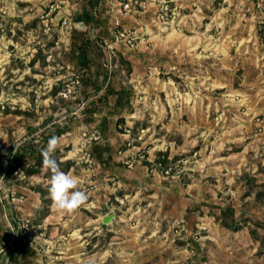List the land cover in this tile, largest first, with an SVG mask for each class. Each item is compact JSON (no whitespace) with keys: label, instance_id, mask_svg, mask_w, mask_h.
Returning <instances> with one entry per match:
<instances>
[{"label":"rangeland","instance_id":"374dc122","mask_svg":"<svg viewBox=\"0 0 264 264\" xmlns=\"http://www.w3.org/2000/svg\"><path fill=\"white\" fill-rule=\"evenodd\" d=\"M139 1L126 13L103 0L91 25L114 87L132 91L108 140L80 114L81 3L0 0V155L66 127L53 156L88 195L63 213L44 167L0 178V264H264V0ZM104 141L121 168L93 160ZM219 204L235 211L229 227ZM18 236L34 254L8 261Z\"/></svg>","mask_w":264,"mask_h":264},{"label":"trees","instance_id":"16d2710c","mask_svg":"<svg viewBox=\"0 0 264 264\" xmlns=\"http://www.w3.org/2000/svg\"><path fill=\"white\" fill-rule=\"evenodd\" d=\"M81 3L82 9L77 12L72 19V33L79 35L83 39V43L71 48L70 56L77 60L79 66L81 91L84 95V106L80 111L81 118L84 123L96 129L104 138L112 139L114 132H119L112 118L119 116L130 106L132 91L127 85L118 82L116 87L111 82V76L105 69V66L111 60L106 51L93 46L91 37V25L96 23V12L104 5L103 0H75ZM79 32V33H78ZM121 58V57H120ZM121 61L124 60L121 58ZM129 74V69L127 71ZM100 81V86H96ZM98 92L101 95L97 99H92L91 94L96 96ZM123 123V119L119 118L116 123ZM66 127H56L45 131L38 135L61 136ZM30 133V132H29ZM40 142V141H38ZM21 146L14 149L13 144L9 151L0 155V178L5 181L15 179L20 172L25 178L40 173L42 165V148L35 143L30 135L21 141ZM112 145L107 142H99L92 150L91 156L99 167L106 169L121 168L122 165L114 161L112 154ZM68 163H59V165L67 166ZM50 176V175H49ZM40 194L42 202H44L45 191L39 187L35 189ZM219 215L225 227H229L235 222L234 209L226 204L217 205ZM7 250V260L15 262L18 259L24 261L27 256L33 255L28 242L24 236L16 237Z\"/></svg>","mask_w":264,"mask_h":264},{"label":"clouds","instance_id":"9594fccd","mask_svg":"<svg viewBox=\"0 0 264 264\" xmlns=\"http://www.w3.org/2000/svg\"><path fill=\"white\" fill-rule=\"evenodd\" d=\"M60 138L52 136L44 149H42V165L51 172L49 180V196L52 201V208L63 213H73L83 206L88 195L85 191L79 189L78 178L60 170L59 164L54 158ZM90 264H94L91 261Z\"/></svg>","mask_w":264,"mask_h":264},{"label":"built area","instance_id":"2783aa9c","mask_svg":"<svg viewBox=\"0 0 264 264\" xmlns=\"http://www.w3.org/2000/svg\"><path fill=\"white\" fill-rule=\"evenodd\" d=\"M164 2L166 4V1H164ZM118 4H119V6H121L123 8V10L126 13H136L137 7L142 8V9H144L146 7L145 3H142L139 0H119ZM163 8H166V6L164 5ZM62 27H64L65 29H71V20L69 18L63 19ZM119 36L121 38H124V40L128 39L127 42L130 43L128 35H125L124 33H120ZM74 79H75L76 84H80L79 76L76 75Z\"/></svg>","mask_w":264,"mask_h":264},{"label":"water","instance_id":"95a60500","mask_svg":"<svg viewBox=\"0 0 264 264\" xmlns=\"http://www.w3.org/2000/svg\"><path fill=\"white\" fill-rule=\"evenodd\" d=\"M110 220H111V217H108V218H106V219L103 220V223L106 224V223H108Z\"/></svg>","mask_w":264,"mask_h":264}]
</instances>
